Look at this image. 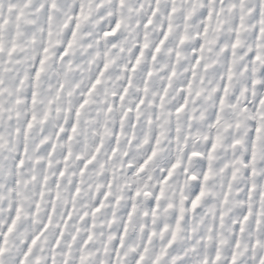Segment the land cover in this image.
I'll list each match as a JSON object with an SVG mask.
<instances>
[{
	"label": "clouds",
	"instance_id": "clouds-1",
	"mask_svg": "<svg viewBox=\"0 0 264 264\" xmlns=\"http://www.w3.org/2000/svg\"><path fill=\"white\" fill-rule=\"evenodd\" d=\"M0 2L5 16L13 5V22L0 28V67L7 69L0 95V232L21 209L7 243L0 237L4 264H19L50 213L63 226L68 211L72 221L55 248L58 264L68 245L77 264L89 232L88 264H113L125 222L116 264H136L141 253L143 264L157 257L159 264H211L217 253L216 264H232L233 255L236 264H261L264 0H161L156 15L155 0H57L55 9L45 0L26 8L19 0ZM81 5L87 19L60 60ZM117 21L115 34L105 36ZM101 203L90 228L91 215L79 218ZM57 234L50 226L44 251L34 249L41 264H51Z\"/></svg>",
	"mask_w": 264,
	"mask_h": 264
},
{
	"label": "snow or ice",
	"instance_id": "snow-or-ice-1",
	"mask_svg": "<svg viewBox=\"0 0 264 264\" xmlns=\"http://www.w3.org/2000/svg\"><path fill=\"white\" fill-rule=\"evenodd\" d=\"M19 2L26 8L28 6V4L31 2V0H19ZM120 4L123 5L125 0H119ZM220 2H223V0H220ZM45 3H47L49 5L50 8L55 9L57 8V0H45ZM155 3L157 5L156 8L152 9V14L156 15V13L159 11V4L161 3V0H155ZM174 3V0H173ZM9 15L5 16L4 12H3V7H2V2H0V28H3L5 25H9L10 23L13 22L12 20V12H13V5L9 4ZM176 9L173 7L171 9V11L169 12V16H171L172 12H175ZM24 16V11L23 9H21L18 13L15 14V26L18 28L19 27V21L21 19V17ZM212 16V12L211 10H209L208 13V19H211ZM49 20H51V16L48 17ZM75 19L77 21V23L75 24L74 28L72 29L71 33H70V37L67 41L66 46L60 50L57 53V56L60 60H64L67 55H68V50L72 47V43L73 40L75 39L76 36V30L80 28V23L79 21L81 20H86L87 16L84 13V9H83V5H81L80 10L78 13H76L75 15ZM148 23H151V18H149ZM147 26V25H146ZM120 27V23L119 21H117L115 23V26L112 28V30L110 32H105L104 35L105 36H112L115 34L116 30ZM205 32H207V27H205ZM164 38H167V32H165L164 34ZM164 41L161 40V43H163ZM181 42H183V39L181 40ZM159 46H157V48L155 49V52H159ZM48 49L45 48L44 52L47 53ZM153 58H155V54L153 55ZM47 59V57H45L44 59H41L39 61V65L35 68L34 70V81H39L41 72L44 70L43 66L45 64V60ZM256 59H259V56L256 57ZM139 62V61H137ZM197 63H199V59H197ZM133 66V70H134ZM195 67V65H194ZM104 68H107V64L104 65ZM7 69L0 67V95H2L3 92V88H4V79H3V73L6 72ZM103 69H101L100 73L97 75L96 79L93 81V83L91 84L90 88H89V93L94 90L96 88V86L100 83V77L103 75ZM149 75H151V73H149ZM255 83V81H254ZM37 86V84H33V88H35ZM61 90L63 89V84L60 85ZM127 91V89H125V92ZM35 98H36V92L33 91L32 92V99L33 102H35ZM121 100L124 99L123 95H121L120 97ZM19 102V101H17ZM143 101H141L142 103ZM88 103L87 99H84L80 105L81 108L84 107V105H86ZM221 104H223V98H221L220 101ZM262 104H264V100L261 101ZM139 107V105L137 106ZM183 108V105L180 106V108H177V112L181 111ZM0 112H2V109H0ZM77 117L79 116V111H77L76 113ZM31 123H29L28 127L31 128ZM72 132L76 131V125L73 124L72 128H71ZM257 131H259V128L257 129ZM60 132H64V129L61 128ZM59 135V133H58ZM69 139H71V136L69 135L68 137ZM158 142V141H157ZM216 147L215 143L212 144V148L214 149ZM192 155H198L197 153H193ZM87 163H85V167H87ZM24 165V160L23 158H18L17 162L15 163L14 167L19 169L22 168ZM175 167V166H173ZM3 171V166L0 165V173H2ZM83 172V169L81 170ZM171 174V173H169ZM60 175H63V172L60 173ZM205 179H207V176H205ZM17 183H19V181H17ZM79 191V188H77V192ZM107 195V194H106ZM145 195H148V193H145ZM157 200H159V196H157L156 198ZM199 200V196L196 198V200H193V207L196 206L197 201ZM103 204L101 203L97 208H94L92 210V213L89 214L88 212H85L83 215L80 216V220L84 221L86 217H88L89 215L92 216V223L90 225V228H94L95 227V213L97 211H99V207H102ZM37 208H39V205H37ZM53 212L55 211L54 207H53ZM17 212V216L15 218H13L12 224L8 227L7 233L4 232H0V237L3 238L2 240V244H6L7 243V236L8 233H11L13 231V227L16 223V220L19 218V214L21 212L20 208L16 209ZM131 217H132V211L128 212V220L129 222L131 221ZM245 219H247V217H245ZM62 221H63V226H61L60 224H53V219H52V214H49L48 217V221L47 223L43 224V226L40 228V230L38 232H36L33 237L31 238V241L27 244L26 249L22 252L20 260H19V264H41V257L40 256H34V249L39 245L40 248L39 250L41 252L44 251V247L43 244L41 243L42 238L44 237V234L47 232L48 228L50 226H54L57 230H58V234L56 236V240H55V244L52 246V248L50 249L51 251V264H58L57 261V253L55 252V248L59 247L61 245V240L64 236V229L68 227L69 223L72 221V212L68 211L67 214L65 216L62 217ZM127 227H128V222H125L124 226H123V231L121 232L120 235V239H121V244L119 246H117L114 251H115V260L113 262V264H116L117 261H121L123 259V257L120 256L119 253V248L123 246V238H124V234L127 232ZM77 231H79L77 229ZM73 241H76V236L72 237ZM92 239V235L91 232H89V235L87 237V239H84L82 241V243L79 244V251H80V256L78 258L77 264H88V257H89V253H87L85 251V248L88 244V242ZM111 239V237H110ZM44 243H46V240L44 241ZM2 244H0V264H4V260H3V253H4V248L2 246ZM108 249L105 248V252H107ZM61 256H63V264H73V260H72V246L68 245V251L62 252L60 253ZM219 257V253H217L216 257L212 260L211 264H216V260H218ZM45 260L48 259V257H44ZM145 257L143 255V253H141L138 257V259L136 260V264H143ZM100 264H104L103 261H100ZM153 264H159V257L156 258L155 261H153ZM204 264H209L208 260L205 259ZM232 264H236V257L235 255H233L232 257ZM261 264H264V260H261Z\"/></svg>",
	"mask_w": 264,
	"mask_h": 264
}]
</instances>
